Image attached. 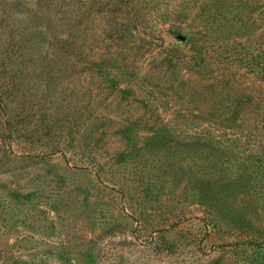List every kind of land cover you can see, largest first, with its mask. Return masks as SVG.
I'll use <instances>...</instances> for the list:
<instances>
[{
    "label": "rangeland",
    "instance_id": "rangeland-1",
    "mask_svg": "<svg viewBox=\"0 0 264 264\" xmlns=\"http://www.w3.org/2000/svg\"><path fill=\"white\" fill-rule=\"evenodd\" d=\"M0 264H264V0H0Z\"/></svg>",
    "mask_w": 264,
    "mask_h": 264
},
{
    "label": "water",
    "instance_id": "water-1",
    "mask_svg": "<svg viewBox=\"0 0 264 264\" xmlns=\"http://www.w3.org/2000/svg\"><path fill=\"white\" fill-rule=\"evenodd\" d=\"M182 39H184V37H181Z\"/></svg>",
    "mask_w": 264,
    "mask_h": 264
}]
</instances>
